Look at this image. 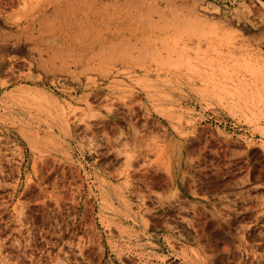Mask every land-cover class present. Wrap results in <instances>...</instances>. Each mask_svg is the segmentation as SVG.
Listing matches in <instances>:
<instances>
[{
    "label": "rangeland",
    "instance_id": "374dc122",
    "mask_svg": "<svg viewBox=\"0 0 264 264\" xmlns=\"http://www.w3.org/2000/svg\"><path fill=\"white\" fill-rule=\"evenodd\" d=\"M0 264H264V0H0Z\"/></svg>",
    "mask_w": 264,
    "mask_h": 264
},
{
    "label": "bare ground",
    "instance_id": "6f19581e",
    "mask_svg": "<svg viewBox=\"0 0 264 264\" xmlns=\"http://www.w3.org/2000/svg\"><path fill=\"white\" fill-rule=\"evenodd\" d=\"M87 49V48H86Z\"/></svg>",
    "mask_w": 264,
    "mask_h": 264
}]
</instances>
